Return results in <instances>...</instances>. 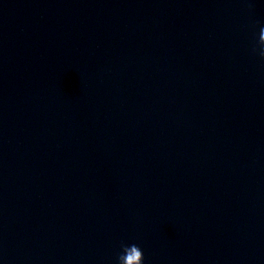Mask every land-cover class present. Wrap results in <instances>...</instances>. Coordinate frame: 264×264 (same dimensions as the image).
Returning a JSON list of instances; mask_svg holds the SVG:
<instances>
[{"label":"water","instance_id":"95a60500","mask_svg":"<svg viewBox=\"0 0 264 264\" xmlns=\"http://www.w3.org/2000/svg\"><path fill=\"white\" fill-rule=\"evenodd\" d=\"M264 264V81L184 145L75 264ZM129 264H140L132 260Z\"/></svg>","mask_w":264,"mask_h":264},{"label":"clouds","instance_id":"9594fccd","mask_svg":"<svg viewBox=\"0 0 264 264\" xmlns=\"http://www.w3.org/2000/svg\"><path fill=\"white\" fill-rule=\"evenodd\" d=\"M252 52L264 59V27L259 31V37L252 48ZM122 253L117 257V264H129L132 260H139L140 264H144V254L141 248L136 245H121Z\"/></svg>","mask_w":264,"mask_h":264}]
</instances>
